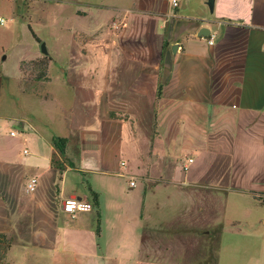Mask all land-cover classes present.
<instances>
[{
	"label": "crops",
	"instance_id": "0c3cea01",
	"mask_svg": "<svg viewBox=\"0 0 264 264\" xmlns=\"http://www.w3.org/2000/svg\"><path fill=\"white\" fill-rule=\"evenodd\" d=\"M88 10L73 9L60 30L61 62L25 16L50 56L32 86L20 84V63L45 56L28 30L34 51L16 61L12 90L0 55L4 262L264 264V0H213L210 10L206 0H116ZM87 16L93 28L79 21ZM113 16L124 28L109 35ZM81 42L93 54L75 53ZM54 62L63 69L51 74ZM55 138L65 140L62 155ZM67 198L93 208L70 218Z\"/></svg>",
	"mask_w": 264,
	"mask_h": 264
},
{
	"label": "rangeland",
	"instance_id": "374dc122",
	"mask_svg": "<svg viewBox=\"0 0 264 264\" xmlns=\"http://www.w3.org/2000/svg\"><path fill=\"white\" fill-rule=\"evenodd\" d=\"M115 1L116 0H0V18L4 21L3 24L0 23V55L2 58V73L7 78V82L5 81L4 83L5 87L9 90H12L14 88L13 80L17 73L16 61L20 60V58L31 56L34 51L32 50L31 46L33 40L30 38L24 26L25 22H27L28 20L25 19V16H28L27 18L30 19L34 30L40 37H42L46 41V44H48V46L49 42L53 43L54 47L51 48H54L55 52H52L51 54L56 57L58 56V61L61 62L64 59L66 47L64 36L62 34V31L60 32V30H62L65 25L70 24L74 21L72 17L73 9H76L79 15L83 14L84 9H86L87 12L89 11L88 9L96 12L103 6L112 5ZM25 9H30L27 15H25L24 13ZM11 15L12 17H10ZM15 16L18 17L16 20ZM88 17L89 16H87V18L81 17L79 21H81L82 24H85V26L93 28L94 21L88 20ZM114 17L115 16H113V18H110V20H108V22L104 25V33L108 31V34L110 35L111 31L118 32V30H114L112 27ZM19 18L21 20H19ZM118 22L120 24L119 29L124 28L123 23H125V20L122 21L120 19ZM10 29H12V31L9 32ZM15 34L16 38L13 39L12 35L15 36ZM98 34V32L92 31L91 34L88 33L86 37L94 40V36ZM85 40L86 42H88V38H86ZM40 42L41 41L39 40V43ZM93 50V45L86 47L81 42V45L79 47H76L75 53L85 56L86 54H93ZM45 51V54L40 52V55L45 57L39 58L34 61L20 63V70L23 73V75L21 76L22 78L20 84H23L25 86H32L34 81L37 82L41 80H38V76H40V73L44 68L40 63H38V61L44 60L46 62L47 68L48 61H46L45 58L48 59L50 57L46 56L48 55V50L45 49ZM56 68L63 69L61 64L54 62V68L51 67L50 73L54 74V72H56ZM20 106L19 107L21 108V110L26 113L31 112V110L34 109V107L32 106V100L28 97H26V99L21 102ZM87 113V116H90V112L87 111ZM127 117L128 115L126 113L119 114L120 119H126ZM13 128L16 130V127ZM3 244L4 243L1 242L0 264H7L2 259L4 256Z\"/></svg>",
	"mask_w": 264,
	"mask_h": 264
},
{
	"label": "built area",
	"instance_id": "2783aa9c",
	"mask_svg": "<svg viewBox=\"0 0 264 264\" xmlns=\"http://www.w3.org/2000/svg\"><path fill=\"white\" fill-rule=\"evenodd\" d=\"M169 1V5L171 8H176L179 4L180 0H168ZM2 22V20L0 19V23ZM112 27L114 30H120V24L117 21H113L112 22ZM211 41H208V44H211ZM9 136H13L14 132L11 131L8 133ZM23 153H26V151L24 150ZM192 163V159L190 158H186L185 162L181 165V170L182 171H187L188 167L190 166V164ZM34 183L35 181L33 179H31L27 185L29 190H32L34 187ZM130 185H133L132 182L129 183ZM61 208L62 211L64 213H66L70 218L74 217V215L76 213H80V212H85L88 211L90 209L93 208V204L92 203H88L85 201H82L79 198H67L65 199L62 204H61Z\"/></svg>",
	"mask_w": 264,
	"mask_h": 264
},
{
	"label": "trees",
	"instance_id": "16d2710c",
	"mask_svg": "<svg viewBox=\"0 0 264 264\" xmlns=\"http://www.w3.org/2000/svg\"><path fill=\"white\" fill-rule=\"evenodd\" d=\"M27 30L29 32V34L31 35L32 39L36 42L39 43L38 38L34 35V33L31 31L30 27L27 26ZM46 61H48V59L45 58ZM38 63H40L44 69H42L43 71H41L40 76H38V80L39 79H44V75H45V70H46V62L44 60H40L38 61ZM54 146L57 148L58 152L62 155L63 154V150H64V144H65V140L61 139V138H55L52 140ZM90 196L92 197V201L95 207H97V196L95 193H93L92 191H89ZM262 197H264V190L262 193L258 194V196H256V199L259 201H262ZM98 213L96 212V222H95V234L97 235L99 232V226H98ZM1 242H3V255L5 250L8 248V244L4 241L3 236L0 235V245Z\"/></svg>",
	"mask_w": 264,
	"mask_h": 264
},
{
	"label": "water",
	"instance_id": "95a60500",
	"mask_svg": "<svg viewBox=\"0 0 264 264\" xmlns=\"http://www.w3.org/2000/svg\"><path fill=\"white\" fill-rule=\"evenodd\" d=\"M212 4H213V0H206V6L208 7L209 10L212 8ZM201 33L206 34V31L202 30ZM39 50L43 54L46 53L43 43H40Z\"/></svg>",
	"mask_w": 264,
	"mask_h": 264
}]
</instances>
